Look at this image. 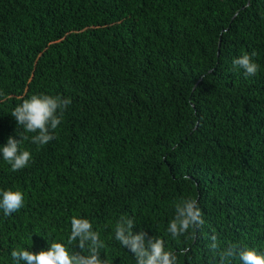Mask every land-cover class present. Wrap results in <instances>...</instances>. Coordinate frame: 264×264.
<instances>
[{
	"label": "trees",
	"instance_id": "trees-1",
	"mask_svg": "<svg viewBox=\"0 0 264 264\" xmlns=\"http://www.w3.org/2000/svg\"><path fill=\"white\" fill-rule=\"evenodd\" d=\"M253 52L254 76L233 70ZM0 92V146L19 139L22 98L71 99L52 141L21 145L28 166L0 154V189L24 196L0 210V264L57 239L80 252L67 244L73 215L100 233L109 264H136L114 238L121 215L177 264H220L213 234L221 249L264 252V0H0ZM181 198L205 223L173 239Z\"/></svg>",
	"mask_w": 264,
	"mask_h": 264
},
{
	"label": "clouds",
	"instance_id": "clouds-1",
	"mask_svg": "<svg viewBox=\"0 0 264 264\" xmlns=\"http://www.w3.org/2000/svg\"><path fill=\"white\" fill-rule=\"evenodd\" d=\"M255 55V52L244 53L234 58L233 70L242 69L246 76H254L260 67L252 59ZM4 95L0 92V97ZM70 104V98L44 93L22 98L21 102L16 104L11 116L22 129L17 130L19 139L10 135L6 144L0 146L3 160L10 164L13 171L24 169L32 159V153L21 147L23 142L30 140L39 147L52 141L55 138V130L61 124L64 112ZM23 206L24 196L20 190L0 189V210L5 216L18 212ZM174 209V216L167 226V232L173 239L185 236L190 230L194 231L205 223L198 202L194 198H181L174 202ZM135 222L134 216L121 215L115 221L113 231L115 240L134 255L136 264H177L176 253L166 250L163 239L158 236L148 237L143 230L134 233ZM210 239L209 248L219 257L220 264H231L237 258L241 264H264V252H259L254 247L229 244L221 249L216 235L213 234ZM77 243L80 252H70L66 244L57 239L49 243V247L41 248L39 251L13 248L11 257L16 264H109L108 258L100 257V249L105 247L104 241L100 239V233L93 229L88 218L73 215L70 218L67 244Z\"/></svg>",
	"mask_w": 264,
	"mask_h": 264
}]
</instances>
